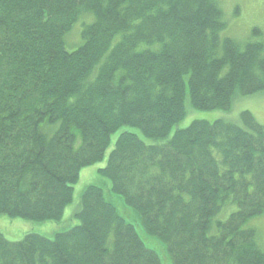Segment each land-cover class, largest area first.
I'll return each mask as SVG.
<instances>
[{"label": "trees", "instance_id": "trees-1", "mask_svg": "<svg viewBox=\"0 0 264 264\" xmlns=\"http://www.w3.org/2000/svg\"><path fill=\"white\" fill-rule=\"evenodd\" d=\"M224 27L219 0H0V214L58 221L120 127L164 138L187 95L211 110L264 91V41L240 44ZM240 118L197 119L157 144L124 131L99 170L174 264H264L246 226L264 214V125ZM43 122L60 125L48 135ZM81 200L80 223L53 238L0 231V264H161L102 187Z\"/></svg>", "mask_w": 264, "mask_h": 264}, {"label": "rangeland", "instance_id": "rangeland-1", "mask_svg": "<svg viewBox=\"0 0 264 264\" xmlns=\"http://www.w3.org/2000/svg\"><path fill=\"white\" fill-rule=\"evenodd\" d=\"M223 10V20L225 27L221 31L222 37H231L244 44L249 40L264 41V0H219ZM86 19H91L85 16ZM82 20L79 19L73 29L65 36V45L69 51L75 49L81 42V31L84 27ZM259 28L261 34L253 35V29ZM186 114L183 119L173 125L168 135L164 138H153L145 135L143 131L136 126L124 125L117 129L111 135V141L102 160L85 166L81 169L79 180L74 184V196L72 202L67 205L65 213L60 220L36 221L23 217H12L0 214V231L4 233L10 241H17L30 233L42 235L47 238L55 237L56 233L66 231L80 223L76 213L82 208V194L89 185H97L103 188L105 197L116 207L118 213L129 223L133 224L144 241L145 245L154 251L160 257L161 264H174L172 256L167 248V244L156 236L149 234L143 226L139 213L129 206L124 197L112 190L111 180L100 173V169L107 165V161L115 143L124 131H130L137 134L148 144L162 143L170 139L180 128L188 127L194 120L205 119L214 121L216 119H225L241 124L240 113L249 110L256 120L264 125V91L257 92L235 99L230 109H211L200 110L192 107L189 96L185 100ZM60 123H41V129L48 135L53 134ZM76 134L75 147L78 148L82 138L78 130ZM237 209L233 202L227 203L221 213L214 220H226L231 212ZM247 227L256 229L257 240L264 251V214L253 217L246 224ZM212 230L211 232H213Z\"/></svg>", "mask_w": 264, "mask_h": 264}, {"label": "bare ground", "instance_id": "bare-ground-1", "mask_svg": "<svg viewBox=\"0 0 264 264\" xmlns=\"http://www.w3.org/2000/svg\"><path fill=\"white\" fill-rule=\"evenodd\" d=\"M109 144H110V143H109ZM108 146H109V145H108ZM108 146H107V148H108ZM107 148H106V149H107ZM256 239H257V237H256ZM257 243H258V240H257ZM258 245H259V243H258ZM259 247H260V245H259ZM260 248H261V247H260Z\"/></svg>", "mask_w": 264, "mask_h": 264}]
</instances>
